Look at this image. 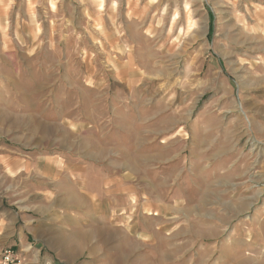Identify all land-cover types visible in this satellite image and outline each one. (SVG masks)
Segmentation results:
<instances>
[{"label": "rangeland", "instance_id": "obj_1", "mask_svg": "<svg viewBox=\"0 0 264 264\" xmlns=\"http://www.w3.org/2000/svg\"><path fill=\"white\" fill-rule=\"evenodd\" d=\"M155 213L170 264H264V0H0V251L125 264Z\"/></svg>", "mask_w": 264, "mask_h": 264}, {"label": "crops", "instance_id": "obj_2", "mask_svg": "<svg viewBox=\"0 0 264 264\" xmlns=\"http://www.w3.org/2000/svg\"><path fill=\"white\" fill-rule=\"evenodd\" d=\"M148 219L151 224H145V232L147 233H152V237H153V242L152 244H150L149 246V249H151V253H149L147 251V247L146 248H143V250L145 252H147V255H139V253L137 252V254L133 257H135V261H136V264H170L169 261L171 260L172 258V254H173V258H176L175 257V254H176V247L174 246V244H170L169 242H162L163 244H159L157 245L156 244V240H155V237L158 235L159 236V231H160V224H162V228L163 230H165V220L161 219L160 218V215H158L157 213L153 214V216H148ZM159 223V225H157ZM27 226V225H26ZM99 229H109L111 231H113V228L111 226H107V225H103L97 229H95V232ZM119 228H116V231H118ZM38 227L37 226H30L28 228H25L23 232H26L29 234V237L27 238V242L28 244H33L32 242H37L35 240V235H37L38 237ZM127 235H124L123 237L125 238ZM122 237V238H123ZM105 238V237H104ZM107 238V237H106ZM122 238H121V241L119 242V248H120V252L117 256H115L113 259H112V256L109 254V255H104V258L107 260V264H116L117 262H119V260H121L122 258H119L121 256V253H122V249L121 248H124V244L122 243ZM32 240H35V241H32ZM108 242L107 243H111L112 240H110V238L108 239ZM104 243H105V240H103ZM23 240H15L12 242L11 245H8V247L12 250H16L17 248H19V243H22ZM14 243V244H13ZM140 242H138L139 244ZM142 246H144V244L141 242ZM14 245V246H13ZM140 246V245H139ZM32 247V246H31ZM1 251L6 248L5 246L4 247H1ZM27 248H25L24 250H26ZM1 251H0V255H1ZM206 252V254H208L207 251H204ZM133 257L128 261H124L125 264H130V261L133 259ZM117 260V261H116ZM116 261V262H115ZM123 261V259H122Z\"/></svg>", "mask_w": 264, "mask_h": 264}, {"label": "built area", "instance_id": "obj_3", "mask_svg": "<svg viewBox=\"0 0 264 264\" xmlns=\"http://www.w3.org/2000/svg\"><path fill=\"white\" fill-rule=\"evenodd\" d=\"M0 264H23V262L13 250L5 249L0 255Z\"/></svg>", "mask_w": 264, "mask_h": 264}, {"label": "bare ground", "instance_id": "obj_4", "mask_svg": "<svg viewBox=\"0 0 264 264\" xmlns=\"http://www.w3.org/2000/svg\"><path fill=\"white\" fill-rule=\"evenodd\" d=\"M176 16V15H174ZM176 23V19L173 20V23H172V26H171V32L173 31V25ZM191 24V22H189ZM194 25V24H193ZM200 30V29H199ZM163 51V50H162ZM171 67V66H170ZM12 119V118H11ZM11 121V120H10ZM119 178V177H118ZM72 200V203L75 202L76 203V200L75 199H71ZM150 202V201H149ZM76 205V204H75ZM76 207V206H75ZM78 208V207H77ZM92 239V238H91ZM229 242V241H228ZM245 263H249V262H245Z\"/></svg>", "mask_w": 264, "mask_h": 264}]
</instances>
